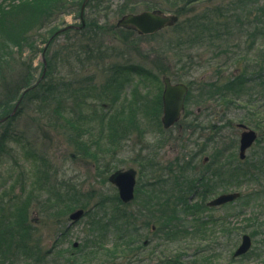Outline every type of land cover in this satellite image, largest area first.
Here are the masks:
<instances>
[{
  "label": "rangeland",
  "instance_id": "374dc122",
  "mask_svg": "<svg viewBox=\"0 0 264 264\" xmlns=\"http://www.w3.org/2000/svg\"><path fill=\"white\" fill-rule=\"evenodd\" d=\"M57 1L0 0V51L13 54L0 69V118L5 101L16 100L9 106L13 112L23 80L36 83L46 73L16 116L0 124V264H147L152 250L144 241L155 223L142 211L148 181L154 193L164 191L167 200L183 195L192 207L201 206L205 191L210 197L202 204L222 193H241L234 203L195 214L193 226L205 231L204 242L190 222H178L188 212L167 230L171 237L159 241L155 235L159 242L151 249L160 244L155 254L166 264H264V144H255L246 162L237 159L238 125L264 117V0H197L179 14L178 29L154 36L117 29L116 23L154 6L178 14L165 0H93L85 21L93 19L101 29L65 32L59 30L81 27L85 0H66L64 7V0ZM216 9L220 18L204 32L205 40L184 52L194 58L191 65L179 62L181 28L196 17H214ZM207 24L200 28L207 31ZM54 26L59 33L44 53ZM76 50L80 57L73 62ZM239 58L243 80L255 82L237 97L229 93L233 102L220 107L203 88L239 74ZM167 76L193 84L182 119L170 130L162 126L159 106ZM64 81V98L46 93L51 83ZM206 157L210 161L203 164ZM129 168L138 171L139 192L124 205L108 177ZM238 169L256 179L235 175ZM80 208L86 216L71 224L70 214ZM245 234L252 248L234 260Z\"/></svg>",
  "mask_w": 264,
  "mask_h": 264
},
{
  "label": "trees",
  "instance_id": "16d2710c",
  "mask_svg": "<svg viewBox=\"0 0 264 264\" xmlns=\"http://www.w3.org/2000/svg\"><path fill=\"white\" fill-rule=\"evenodd\" d=\"M55 1L56 0H50V2L52 3L51 5L56 4ZM58 1H61V0H58ZM196 1L197 0H165L167 6L169 8H171V9H173V10L174 9L178 10V13H182L180 11V5L181 4H184L185 5V9L188 10V8L190 6H192ZM63 2L64 3L60 7H64V5L66 3V0H64ZM100 5H101V2H99L97 6L99 7ZM151 9H162V8H160L158 6H154ZM48 11L49 10H47V12ZM219 12H220V10L216 9L215 12H214V14H215L214 17H212V16H206V17H200V18L196 17L192 21L188 20V23L186 22L184 24V26L181 28V30L179 32V34L181 35V39H182V37H184V39L181 42H179L178 44H176L177 50L179 49V52H181L180 53L181 57H180L179 62H181L182 60L186 59V61L190 62V65H191V63L193 62L194 58H192L191 53L185 56V54H184L185 50H187V48H189L188 50L190 51V50L194 49L195 47H197L200 43H202V41L205 40L206 36H205L204 32H208V29L210 28L211 23L215 19H219L220 18L221 14H219ZM53 13H54V11L51 9V15ZM222 13H224V12H222ZM92 15H94V14L92 13ZM50 17L52 18V16H50ZM201 22L208 23L207 27L204 26V28L207 31H205L204 29L200 28ZM97 23H98L97 21H94L93 19H91L89 21V23H87V26L85 27V29H88V28H94V29L99 28V29H101V27H98ZM217 27H219V25ZM175 28L178 29V25ZM58 29H60V28H58L57 26H54L53 28L49 29L50 39H52V40L50 41V39H49L47 50H49V48H51V46L53 44V41L56 38V37H54V35H55L56 31H58ZM199 29H201L200 37L198 35V30ZM210 33H212V31H210ZM19 44H21V43H19ZM75 49H77V47ZM12 55L13 54L7 53V51H4L3 49L0 51V62L2 64V66L0 64V69H2V67H4V65H6V64L9 65V62L13 60L12 59ZM79 57H80V53L78 52V50H76L75 54L72 55L70 57V59H72L73 62H74L75 60L77 61L79 59ZM235 63L238 64L239 74H237V75H235L233 77L227 78L225 80H223V78H218L216 81H214V82H212L210 84H207L203 88L205 91H207L208 95L210 96V98H211L210 100L211 101H216L220 107H224V105H228V104L233 102L232 100H229V93H231L232 95L237 97V95L240 92L243 91V88L245 87L246 83L255 82V80H247V79L243 80V77H244V72L243 71L244 70H242V68L240 66V65L243 64V61L240 58L237 59V62H235ZM27 78L30 79L29 76ZM65 84H66L65 81L64 82L51 83L48 87H46V89H47L46 93H50L51 95H58L60 97L62 96L61 98H64L65 94L67 92ZM33 85H34V83H33V81L31 79H30V81L29 80H23L22 85L19 87L17 96L18 95L21 96V94L23 93L24 90H27L28 88L32 87ZM191 86H192V91H191L190 94L193 93V84L192 83H191ZM15 101L16 100H13L11 103H9V100H8V101H5V102L2 103L3 104L2 105V114H3V116L0 118V120L5 118V117L10 116L11 110H10L9 106L12 103H14ZM17 101H18V99H17ZM261 119H262V121L261 120H256V119H251L250 121H246V124L248 126H250V127H253L256 130H260V133L261 132L264 133V125H263L264 117H261ZM259 143L260 144H264V134H262V139L259 141ZM2 146H3V143L1 144V142H0V150H2ZM229 149H231V148H229ZM243 170L244 169H238V170H235L234 173H236L235 175H239V176H241L242 174L249 175L251 177L250 180H253L252 176H254V175L252 173H250V171H246V170L243 171ZM222 171H223V173L226 172V170L223 169V170L220 171V174L222 173ZM231 172H233V171H231ZM254 179H256L255 176H254ZM212 187L215 190L216 186H212ZM209 196L210 195L205 191L202 194V198H203L202 201H204ZM185 198L186 197L183 196V195L179 196L177 198L178 202H172V201H170L171 199L169 198L167 200L166 205L168 206V208L177 207V206H179L181 204L188 206L187 203H186V199ZM201 205H203V204L201 203ZM190 207L191 206H188V208H184L181 211H175V210L169 211L168 210L167 211V216H168L167 229H176L175 223L178 221L179 215H181V214H183L185 212H188ZM4 211H5V209H4ZM172 216H175L176 219H172ZM15 220H18V227H20L19 230L25 231L26 227L24 225L25 222L23 220V217L21 218V217L17 216L15 218ZM178 222H182V224H187L188 223V221H186L185 219H182V218L181 219L179 218ZM214 222H216V221H214ZM183 233H185V231H183ZM176 234L177 233H176V230H175L173 235L175 236Z\"/></svg>",
  "mask_w": 264,
  "mask_h": 264
},
{
  "label": "water",
  "instance_id": "95a60500",
  "mask_svg": "<svg viewBox=\"0 0 264 264\" xmlns=\"http://www.w3.org/2000/svg\"><path fill=\"white\" fill-rule=\"evenodd\" d=\"M85 5L82 8L84 12ZM178 17L167 14L161 10L144 11L139 14L124 15L117 22V27L121 29L137 32L139 35H152L165 28L172 27L178 22ZM85 26V23L83 24ZM165 90L163 94L164 117L162 122L165 128L172 127L179 121L181 112L184 109V102L188 93V88L184 84L173 85L170 78L164 79ZM239 127L246 128L244 125ZM257 134L253 130H245L241 136L240 158L245 159L247 150L254 144ZM110 181L116 184L120 190V196L125 202L134 198V187L136 184V172L130 170L127 172H116L110 178ZM240 197L239 193L227 194L211 201L209 206H221L232 202ZM84 210H78L70 215L71 221H78L84 216ZM252 246L250 236H244L243 243L236 251L235 256L246 254Z\"/></svg>",
  "mask_w": 264,
  "mask_h": 264
},
{
  "label": "flooded vegetation",
  "instance_id": "af4514ba",
  "mask_svg": "<svg viewBox=\"0 0 264 264\" xmlns=\"http://www.w3.org/2000/svg\"><path fill=\"white\" fill-rule=\"evenodd\" d=\"M178 83V82H176ZM187 100H186V104H187ZM186 104H185V110H186ZM162 106L163 109V102H162V98L161 101L159 102V106ZM200 109L197 111L198 113H200ZM163 112V111H162ZM185 112V111H184ZM207 159H204V162H207ZM148 166L153 167V164H148ZM136 170V169H135ZM137 172V183H138V171ZM157 177H154V180L156 181ZM154 181V182H155ZM160 182V178L158 180ZM155 186L153 185V182H149L148 181V189L146 192H142L143 195V213L144 216L146 218V220L148 221V223H150V221L148 219H153L155 221V223L152 225L151 227V231H149L148 234H150V236L144 241V248L146 247V249L150 248V255H148L145 258V262H147V264H166V259L165 257H163L161 255V253L159 254V256H157L156 250H158L161 245H157L154 246V249H151V245H153L156 241H155V235H157L156 239H159V241L161 240H165L166 235H167V211H171V210H175V211H181L184 208H187L185 206H183L182 204L177 206V207H171L168 208V206L166 205L167 203V196L165 194V192L163 191H159L158 193H154V190L152 189V187ZM137 187V185H136ZM137 189V188H136ZM135 189V198L134 200H132L131 202L128 203H124L121 201L120 195L118 193V197L117 199H119L124 205H130L132 204L135 200H136V196L138 194L137 190ZM118 192V190H117ZM173 199H171L170 201H174V202H178L177 199H175L174 197H172ZM183 203V202H182ZM193 211H195V209L192 208ZM125 220L127 223H129L130 220H132V217L129 216H124ZM190 218V220L193 221V217L189 216L188 219ZM172 219H176L175 216H172ZM176 221V220H175ZM177 233V232H176ZM168 237V235H167ZM171 237V236H169ZM159 241H157L156 243H158ZM178 260L176 261V264Z\"/></svg>",
  "mask_w": 264,
  "mask_h": 264
}]
</instances>
